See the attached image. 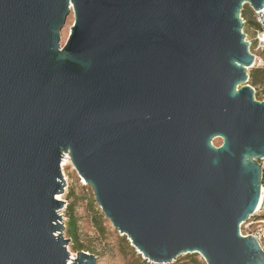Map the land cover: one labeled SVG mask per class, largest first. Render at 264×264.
Returning <instances> with one entry per match:
<instances>
[{
	"label": "water",
	"instance_id": "1",
	"mask_svg": "<svg viewBox=\"0 0 264 264\" xmlns=\"http://www.w3.org/2000/svg\"><path fill=\"white\" fill-rule=\"evenodd\" d=\"M244 5L264 12V0H0V264H96L71 259L61 234L64 155L148 263L264 264L240 234L264 159Z\"/></svg>",
	"mask_w": 264,
	"mask_h": 264
},
{
	"label": "rangeland",
	"instance_id": "2",
	"mask_svg": "<svg viewBox=\"0 0 264 264\" xmlns=\"http://www.w3.org/2000/svg\"><path fill=\"white\" fill-rule=\"evenodd\" d=\"M241 18L244 22L242 32L250 44L249 51L254 57L253 66L247 71V85L253 88L255 99L264 102V41H262L264 40V28L255 27V24L260 26L264 23V12L255 13L248 5H244ZM73 20V15L70 14L60 32L61 48L69 35ZM254 80L261 83L253 84ZM211 144L217 147L221 144V140L213 139ZM258 162L264 164L263 161ZM64 173L67 185L63 188L62 194L57 195L61 196V200L58 201L63 202L58 215L64 226L62 237L68 240L66 250L69 255L72 253L75 257L76 253L84 252L92 255L96 264H151L143 259L126 236L112 228L95 203L91 189L77 176L74 169L66 166ZM240 230L243 233L249 232L242 226ZM171 264H205V262L198 254H184L178 256Z\"/></svg>",
	"mask_w": 264,
	"mask_h": 264
},
{
	"label": "built area",
	"instance_id": "3",
	"mask_svg": "<svg viewBox=\"0 0 264 264\" xmlns=\"http://www.w3.org/2000/svg\"><path fill=\"white\" fill-rule=\"evenodd\" d=\"M263 160H260V162ZM261 171H262V183L260 187V195H259V202L258 205L253 213V215L250 217L248 222L242 225V227L249 230L248 233H243L240 230V234L243 237L251 236L255 239L259 247L264 253V164H260ZM62 174V171H61ZM63 177V175H62ZM64 180V179H63ZM65 182V181H64ZM65 182V186H66ZM251 228V229H249Z\"/></svg>",
	"mask_w": 264,
	"mask_h": 264
},
{
	"label": "bare ground",
	"instance_id": "4",
	"mask_svg": "<svg viewBox=\"0 0 264 264\" xmlns=\"http://www.w3.org/2000/svg\"><path fill=\"white\" fill-rule=\"evenodd\" d=\"M71 24H72V22H71ZM61 35H63V33H61ZM262 41H264V40H262ZM66 166H71L73 168V166L71 165V162H70V159H69L68 155H64L63 158H62V160H61V171H62L63 179L67 183L66 175L64 173V167H66ZM84 184L86 185L85 182H84ZM56 199L57 200H61V196H56ZM70 258L71 259H74L75 258L72 253H70Z\"/></svg>",
	"mask_w": 264,
	"mask_h": 264
},
{
	"label": "trees",
	"instance_id": "5",
	"mask_svg": "<svg viewBox=\"0 0 264 264\" xmlns=\"http://www.w3.org/2000/svg\"><path fill=\"white\" fill-rule=\"evenodd\" d=\"M242 17H243V14H242ZM255 27H256L257 29H263V28H264V23L261 24L260 26H258L257 24H255ZM251 78L254 79V76L251 75ZM252 83H253V84H260L261 82H258L257 80H254V82H252Z\"/></svg>",
	"mask_w": 264,
	"mask_h": 264
}]
</instances>
